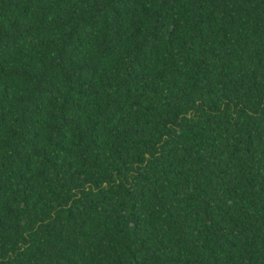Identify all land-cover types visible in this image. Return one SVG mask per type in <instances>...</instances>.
Returning <instances> with one entry per match:
<instances>
[{"label":"trees","instance_id":"16d2710c","mask_svg":"<svg viewBox=\"0 0 264 264\" xmlns=\"http://www.w3.org/2000/svg\"><path fill=\"white\" fill-rule=\"evenodd\" d=\"M0 264H264V0H0Z\"/></svg>","mask_w":264,"mask_h":264}]
</instances>
